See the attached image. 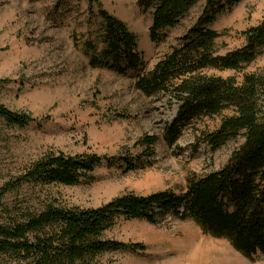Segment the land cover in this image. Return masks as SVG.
<instances>
[{
  "label": "rangeland",
  "instance_id": "374dc122",
  "mask_svg": "<svg viewBox=\"0 0 264 264\" xmlns=\"http://www.w3.org/2000/svg\"><path fill=\"white\" fill-rule=\"evenodd\" d=\"M98 1L101 10L137 37L146 70L181 44L198 12L154 44L149 40V15L138 9V0ZM97 13L96 6L90 13L84 0H0V105L36 121L17 128L0 120V187L50 153L117 160L114 166L97 167L77 185L44 190L70 208H98L125 193H180L187 178L221 169L241 140L214 152L204 145L194 151V131L187 129L169 147L161 136L175 118L176 105L165 96L137 92V71L117 74L89 66L83 44L100 42ZM263 19L264 0H242L226 10L211 26L221 33L215 41L218 54L243 47L242 33ZM252 72L264 73V55L242 73L214 74L240 78ZM205 124L209 129L214 125L208 120ZM145 136L158 139L151 150L142 143ZM125 159L135 166L133 171L125 172ZM105 238L139 243L145 250L106 253L101 257L104 264H264V255L243 257L226 240L206 236L192 221L171 214L155 225L120 219Z\"/></svg>",
  "mask_w": 264,
  "mask_h": 264
},
{
  "label": "trees",
  "instance_id": "16d2710c",
  "mask_svg": "<svg viewBox=\"0 0 264 264\" xmlns=\"http://www.w3.org/2000/svg\"><path fill=\"white\" fill-rule=\"evenodd\" d=\"M84 1L90 13L97 7L102 21L100 42L83 44L89 66L117 74L137 71V92L162 95L176 105L175 118L161 136L167 146L187 129L194 131V151L200 145L214 152L228 142H241L221 169L187 178L180 193H125L87 209L63 206L44 190L77 185L97 167L114 166L117 160L95 154L44 155L0 187V264H104L101 257L106 253L145 250L139 243L105 238L118 220L155 225L168 214L192 221L206 236L226 240L243 257L264 255V73H244L240 78L214 74L242 73L264 55V19L242 33L243 47L221 55L215 45L221 33L211 26L242 0H138V9L149 15V40L154 44L165 41L168 31L198 11L179 39L181 44L146 70L137 37L101 10L98 0ZM0 120L17 128L36 122L3 105ZM157 142L147 136L142 140L149 150ZM122 161L125 172L135 169L130 161Z\"/></svg>",
  "mask_w": 264,
  "mask_h": 264
}]
</instances>
